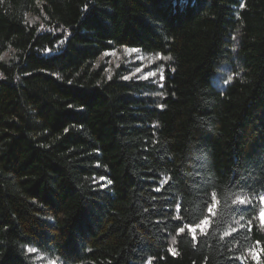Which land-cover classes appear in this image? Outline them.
<instances>
[{"label":"trees","instance_id":"16d2710c","mask_svg":"<svg viewBox=\"0 0 264 264\" xmlns=\"http://www.w3.org/2000/svg\"><path fill=\"white\" fill-rule=\"evenodd\" d=\"M261 196L264 0H0V264H264Z\"/></svg>","mask_w":264,"mask_h":264},{"label":"rangeland","instance_id":"374dc122","mask_svg":"<svg viewBox=\"0 0 264 264\" xmlns=\"http://www.w3.org/2000/svg\"><path fill=\"white\" fill-rule=\"evenodd\" d=\"M7 56H9V52H5L3 54V57ZM103 56L106 58L109 74H111L113 68L117 67L120 63H124L131 69L128 77L148 80L156 87V94L157 92L159 93L158 88L161 87V76H163V65L160 62L162 61V57L160 55L142 52L138 49H135V51H133V49L125 47L119 50L107 52ZM231 76L232 74L229 73L226 65L221 64L213 76V84L217 88H222V86H224L231 80ZM205 227L206 224L203 222L199 227L192 228H195V230H203ZM253 252L257 256L259 250L255 247V249H253ZM36 258L42 260L43 256L37 253Z\"/></svg>","mask_w":264,"mask_h":264},{"label":"snow or ice","instance_id":"6c2138e0","mask_svg":"<svg viewBox=\"0 0 264 264\" xmlns=\"http://www.w3.org/2000/svg\"><path fill=\"white\" fill-rule=\"evenodd\" d=\"M181 2H184V0H181ZM133 51H135V49H133ZM125 79H127V77H125ZM161 79H164V77L161 76ZM101 179H104V178L101 177ZM111 183H112V181L109 180V181H108V184H111ZM157 191H159V189H157ZM260 200H261V203L264 204V196H261V197H260ZM239 203H240L241 205H246V204H250L251 201H250V200H246V199H241V200L239 201ZM243 210L246 211L247 209H243ZM209 211H211V210H209ZM258 215H259V219H260V221H261V226H264V207H262V209H261V211L259 212ZM204 223L207 224L208 221L205 220ZM189 227L191 228L192 226L190 225ZM181 231H183V229H181ZM192 231L195 232V228H192ZM194 238H195V237H194ZM29 250H30V251H35V249H29ZM254 258H255V257H254Z\"/></svg>","mask_w":264,"mask_h":264}]
</instances>
